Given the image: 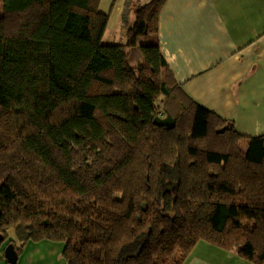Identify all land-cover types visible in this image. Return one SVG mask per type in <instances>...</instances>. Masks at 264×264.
Returning a JSON list of instances; mask_svg holds the SVG:
<instances>
[{
	"label": "trees",
	"instance_id": "16d2710c",
	"mask_svg": "<svg viewBox=\"0 0 264 264\" xmlns=\"http://www.w3.org/2000/svg\"><path fill=\"white\" fill-rule=\"evenodd\" d=\"M164 1L125 0V40L104 44L100 0H0V245L13 229L65 264H183L203 240L264 264V134L184 93Z\"/></svg>",
	"mask_w": 264,
	"mask_h": 264
},
{
	"label": "crops",
	"instance_id": "0c3cea01",
	"mask_svg": "<svg viewBox=\"0 0 264 264\" xmlns=\"http://www.w3.org/2000/svg\"><path fill=\"white\" fill-rule=\"evenodd\" d=\"M132 1L142 5L150 0ZM124 2L100 0L99 10L109 15L107 26L123 27ZM157 22L161 52L184 93L230 121L237 132L264 134V0H165ZM210 253L223 261L210 260ZM0 264H8L3 245ZM183 264L253 263L198 242Z\"/></svg>",
	"mask_w": 264,
	"mask_h": 264
},
{
	"label": "rangeland",
	"instance_id": "374dc122",
	"mask_svg": "<svg viewBox=\"0 0 264 264\" xmlns=\"http://www.w3.org/2000/svg\"><path fill=\"white\" fill-rule=\"evenodd\" d=\"M113 26V23L110 22L107 26L105 33L102 38V43L104 44H114L120 43L125 40V29L119 26ZM139 37V38H138ZM134 39L132 46L130 47V60L131 63L135 64L138 60L139 45L142 41L141 36L139 35ZM163 116L162 114L160 115ZM243 148V144L241 146ZM13 240L14 245L19 250V256L17 258L16 264H65L62 256L63 242L60 241H20L13 229H9L7 232V239L3 241V251L8 240ZM200 245L206 244L209 245L206 241H199ZM202 246L198 247V250L194 249V253H198ZM205 249V248H204ZM210 260L215 262L223 261L219 254L210 253L207 255ZM191 257V256H189Z\"/></svg>",
	"mask_w": 264,
	"mask_h": 264
},
{
	"label": "water",
	"instance_id": "95a60500",
	"mask_svg": "<svg viewBox=\"0 0 264 264\" xmlns=\"http://www.w3.org/2000/svg\"><path fill=\"white\" fill-rule=\"evenodd\" d=\"M155 123L172 127L173 119L170 116H166L165 118L157 117ZM0 239H2V237H0ZM3 253L8 264H16L18 254L13 243H8L4 248Z\"/></svg>",
	"mask_w": 264,
	"mask_h": 264
}]
</instances>
